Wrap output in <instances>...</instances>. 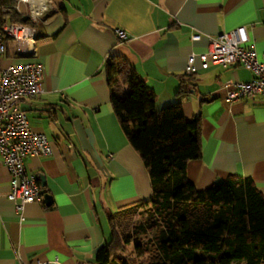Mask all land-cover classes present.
Wrapping results in <instances>:
<instances>
[{
    "label": "crops",
    "instance_id": "0c3cea01",
    "mask_svg": "<svg viewBox=\"0 0 264 264\" xmlns=\"http://www.w3.org/2000/svg\"><path fill=\"white\" fill-rule=\"evenodd\" d=\"M47 2L37 23L0 9V26L10 22L38 30L33 56L18 55L14 42L5 40L1 67L43 68V93L23 99L20 107L53 151L25 159L51 204L42 199L25 205L22 219L6 197L9 175L0 160V264H97L96 252L110 237V215L151 198L148 173L110 104L109 57L135 70L154 94L157 110L179 100L187 121L199 119L201 155L186 165L196 190L228 177L250 178L264 197V97L228 102L229 87L250 82L252 73L239 65L202 68L198 57L209 37L244 26L260 60L264 0ZM117 31L127 40H119ZM196 34L201 38L192 41ZM190 55L195 72L187 75ZM119 91L124 97L129 87Z\"/></svg>",
    "mask_w": 264,
    "mask_h": 264
},
{
    "label": "trees",
    "instance_id": "16d2710c",
    "mask_svg": "<svg viewBox=\"0 0 264 264\" xmlns=\"http://www.w3.org/2000/svg\"><path fill=\"white\" fill-rule=\"evenodd\" d=\"M105 73L113 113L140 155L151 198L110 215L96 263L264 264V197L254 182L228 177L196 190L186 165L201 155L199 119L187 121L179 100L157 110L154 94L119 57L108 58ZM121 85L129 87L124 97ZM131 244L133 252L125 249Z\"/></svg>",
    "mask_w": 264,
    "mask_h": 264
},
{
    "label": "built area",
    "instance_id": "2783aa9c",
    "mask_svg": "<svg viewBox=\"0 0 264 264\" xmlns=\"http://www.w3.org/2000/svg\"><path fill=\"white\" fill-rule=\"evenodd\" d=\"M11 6L0 5L4 14L26 15L32 23H37L41 11L48 7L47 0H11ZM27 6L23 13L22 6ZM39 36L37 28L24 24L5 22L0 26V160L9 175L7 199L14 204L15 212L22 219L25 205L41 202L43 193L37 177L29 174L25 159L30 157H49L52 146L47 138L29 127L25 112L20 103L23 99L34 98L43 93V68L36 63H23L1 67L6 53L5 40L14 42L15 51L21 56H33ZM117 37L126 41L127 36L117 31ZM200 35H192V41H198ZM201 67L209 64L222 67L239 65L250 71L253 78L247 83H237L229 87L226 93L228 102L248 101L256 96L264 97V53L259 60L250 43L247 29L237 27L217 37L208 38L206 52L198 55ZM194 55L187 60L185 73L195 72ZM36 264H49L45 261Z\"/></svg>",
    "mask_w": 264,
    "mask_h": 264
},
{
    "label": "water",
    "instance_id": "95a60500",
    "mask_svg": "<svg viewBox=\"0 0 264 264\" xmlns=\"http://www.w3.org/2000/svg\"><path fill=\"white\" fill-rule=\"evenodd\" d=\"M27 19H28L27 16H24L23 17V21H26ZM39 179L42 182V184H44V177L43 176H40ZM43 203L45 205H50L51 204V197L49 195H47V194H44L43 195Z\"/></svg>",
    "mask_w": 264,
    "mask_h": 264
},
{
    "label": "rangeland",
    "instance_id": "374dc122",
    "mask_svg": "<svg viewBox=\"0 0 264 264\" xmlns=\"http://www.w3.org/2000/svg\"><path fill=\"white\" fill-rule=\"evenodd\" d=\"M125 249H127V251H132L133 252V246H132V244L131 245H128V246H126L125 247ZM139 260H140V258H139Z\"/></svg>",
    "mask_w": 264,
    "mask_h": 264
}]
</instances>
